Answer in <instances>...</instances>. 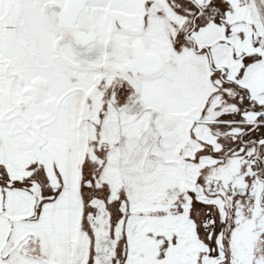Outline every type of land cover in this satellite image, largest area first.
I'll return each mask as SVG.
<instances>
[{"label": "snow or ice", "instance_id": "obj_1", "mask_svg": "<svg viewBox=\"0 0 264 264\" xmlns=\"http://www.w3.org/2000/svg\"><path fill=\"white\" fill-rule=\"evenodd\" d=\"M0 264H264V0H0Z\"/></svg>", "mask_w": 264, "mask_h": 264}]
</instances>
